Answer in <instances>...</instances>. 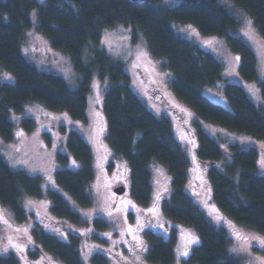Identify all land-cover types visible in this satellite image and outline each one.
Listing matches in <instances>:
<instances>
[{"label":"trees","instance_id":"1","mask_svg":"<svg viewBox=\"0 0 264 264\" xmlns=\"http://www.w3.org/2000/svg\"><path fill=\"white\" fill-rule=\"evenodd\" d=\"M151 1L159 0H145L141 5H130L126 0H0V70L15 78L14 83L0 82V137L15 142L21 134L41 126L42 119L27 109L32 104L86 123L93 79L107 81L109 88L98 105L107 171L122 167L130 182V195L146 208L153 197L151 165H162L171 177L170 196L162 200L164 216L191 227L200 240L183 264H241L231 255L226 230L216 228L196 203L190 191V168L195 162L200 172L206 173L211 198L230 219L264 235V176L256 174L258 151L238 144L225 148L198 123L192 131L196 145L192 161L169 116H156L148 108L133 89L125 63L103 49L102 36L118 25L131 29L133 44L143 36L153 58L163 61L165 69L175 76L170 83L174 95L201 121L264 141L262 110L242 86L227 82L224 67L214 55L177 35L174 25H192L204 36L224 38L239 55L238 70L247 81H259L256 53L241 36L232 34L240 22L220 0H187L173 8L157 7ZM232 1L253 18L264 38V0ZM33 29L69 56L80 76L77 90L61 76L41 71L25 56V36ZM220 82L226 83L230 108L204 95ZM258 84L264 98V81ZM174 115L181 120L176 112ZM45 136L50 139L48 133ZM227 155L232 163L222 172L219 165ZM71 159L76 168L68 166ZM55 162L64 168L56 171L50 183V175L33 176L25 169H14L0 151V209L6 215L0 220V237L4 229L20 233L22 239L30 233L34 248L27 257L34 262L52 259L59 264H85L83 251L92 252L91 264L118 260V250L112 248L117 231L105 216L87 217L82 212L95 205L92 147L79 131L70 130L67 152L59 150ZM31 200L45 202L48 212L31 206ZM175 232L166 237L155 228L148 229L144 253L148 263L175 262ZM2 244L9 252L0 255V264H22L13 244L7 240ZM258 252L264 255V251Z\"/></svg>","mask_w":264,"mask_h":264},{"label":"rangeland","instance_id":"2","mask_svg":"<svg viewBox=\"0 0 264 264\" xmlns=\"http://www.w3.org/2000/svg\"><path fill=\"white\" fill-rule=\"evenodd\" d=\"M186 2L187 0H159L151 1V4L157 7L173 8ZM220 2L240 22L239 29L232 34L241 36L253 48L258 59L259 81H264V38L257 30L253 18L237 7L232 0H220ZM33 13H35L33 18L36 24V12ZM247 20L252 21L251 30L246 25ZM174 28L177 35L201 46L214 55L224 67L227 82L242 86L250 99L264 113V98L258 84L259 81L243 79L238 70L240 57L231 51L224 38L204 36L192 25L175 24ZM246 32L248 35H245ZM102 47L114 60L125 63L126 70L132 79L133 89L147 104L148 108L156 116H169L177 139L192 161L196 156V145L192 131L193 128L195 129V125L199 123L209 136L225 148L232 144H238L243 149L255 148L259 153L256 174L264 176V167H261V161L264 160V141L201 121L193 110L174 95L170 83L175 76L165 69L163 61L153 58L143 36H140L139 41L133 44L131 29L124 25H118L114 29L103 32ZM23 52L28 60L41 71L61 76L72 90L79 88L80 76L73 67L69 56L54 49L50 41L39 34L37 30L33 29L26 34ZM236 57H239V60H236ZM0 82L14 83L15 78L8 71L0 70ZM225 86V82H220L206 89L204 95L230 108L225 95ZM108 88L109 83L107 81H100L95 76L88 99V120L86 123H76L71 120L68 114L49 111L39 104L28 106L29 112L42 119L41 126L31 133L21 134L15 142L8 143L0 137V151L14 169H25L33 176L50 175L51 183L55 179L56 171L64 168L61 164L55 165L57 152L59 150L67 152L70 130L79 131L92 147L95 159V179L91 188L95 205L91 209L82 210V212L87 217L96 214L105 216L113 229L117 231L112 248L118 250V260L113 259L110 264H150L144 257L148 248L145 234L149 228L157 229L166 237L171 235V232L176 231V259L173 264H183L188 256H181L180 253L185 250L190 253L200 240L191 227L174 223L163 214L162 200L169 198L171 191V177L166 168L157 163L151 165L153 197L151 205L146 208L137 204L130 195V182L122 167L111 173L106 169V150L103 144V128L98 105ZM165 102L168 104L166 105ZM173 111L178 114L176 117H180L181 120L175 118ZM62 126H66L65 132L62 131ZM45 133L50 135L49 140H47ZM227 159L219 165L222 172H225L224 167L232 163L231 156L227 155ZM221 165L223 168L220 167ZM68 166L76 168V161L71 159ZM206 178V173L200 172L194 162L190 168V191L198 206L204 210L213 225L218 229L226 230L230 238L231 255L238 259L241 264H255L257 260H264V255L258 252L259 250L264 251V245L259 240L252 239V237L264 239V235L245 228L230 219L211 198ZM122 186L126 187V192L118 196L114 191ZM199 188L202 189L197 191ZM30 204L43 212H48V206L45 202L31 200ZM0 215L3 218L6 217L5 212L1 209ZM193 237L198 239V243H192ZM238 237L241 238L238 239ZM6 240L7 244L18 245L22 248V251L16 249L22 264H59L52 259L48 262L46 260V263H41L40 261L34 262L27 257L34 248L31 242L33 237L28 232L22 239L20 233L4 229L0 237V255L9 252V250L3 251L2 243ZM138 244H142L143 247H139ZM244 247L247 248V251H232L234 248L242 249ZM91 256V251H83L82 258L85 264H91Z\"/></svg>","mask_w":264,"mask_h":264},{"label":"snow or ice","instance_id":"3","mask_svg":"<svg viewBox=\"0 0 264 264\" xmlns=\"http://www.w3.org/2000/svg\"><path fill=\"white\" fill-rule=\"evenodd\" d=\"M34 15H35V13H33V16H34ZM246 25H247L248 29L251 30V28H252V21H251V20H247V21H246ZM30 35H31V34H30ZM245 35H248V33L246 32ZM235 59H236V60H239V57H236ZM9 79H10V78H9ZM261 167H264V160L261 161ZM157 198H158V197H157ZM0 220H3L2 215H0ZM3 222L7 223V221H3ZM134 238H135V237H134ZM240 238H241V237H238V239H240ZM252 239L259 240L260 243H261L262 245H264V239H261L260 237H252ZM192 243H198V239L195 238V237H193V238H192ZM245 244H247V241H245ZM138 246L141 247V248L143 247L142 244H138ZM11 247H13V248H15V249H17V250L22 251V248H20L18 245H14V244H13V245H11ZM7 250H8V247H7V246L4 247L3 251L6 252ZM144 250H146V249H144ZM232 251H233V252H236V251H247V248H246V247H244V248H242V249H236V248H234ZM180 255H181V256H184V257H187V256L189 255V252H188L187 250H185V251L181 252ZM137 259H139V257H137ZM255 264H264V260H257V261H255Z\"/></svg>","mask_w":264,"mask_h":264},{"label":"water","instance_id":"4","mask_svg":"<svg viewBox=\"0 0 264 264\" xmlns=\"http://www.w3.org/2000/svg\"><path fill=\"white\" fill-rule=\"evenodd\" d=\"M130 5H141L145 0H126ZM118 196L123 195L126 192V187L122 186L114 191Z\"/></svg>","mask_w":264,"mask_h":264}]
</instances>
